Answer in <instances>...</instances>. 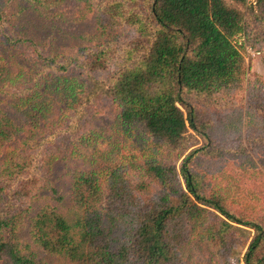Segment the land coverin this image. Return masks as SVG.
<instances>
[{
	"label": "trees",
	"instance_id": "obj_1",
	"mask_svg": "<svg viewBox=\"0 0 264 264\" xmlns=\"http://www.w3.org/2000/svg\"><path fill=\"white\" fill-rule=\"evenodd\" d=\"M233 1L242 7L231 0H152L148 15L127 16L142 27L132 42L141 46H126L139 50L135 56L115 36L103 42L92 33L69 56L35 38L29 55L7 38L0 41V264H189L194 236L221 248L233 241L230 230L241 226L254 236L235 264H264V223L228 207L221 189L207 192L203 176L190 169L202 148L191 150L180 170L154 157L144 165L125 161L115 148L118 132L134 130L172 152L186 148L195 134L208 138L207 125L184 95L226 94L232 103L247 68L235 35L245 33L259 50L264 46L252 23L264 26V0ZM19 34L27 42L26 31ZM256 81L249 95L256 104L246 121L251 141L264 144V81ZM99 93L115 106L113 131L106 135L98 125L77 131ZM62 131L73 134L65 155L53 146ZM76 157L83 162L72 171L70 196L42 202L59 192L57 161ZM157 183L169 191L150 194ZM213 210L222 215L219 221L210 219ZM234 252L217 253L228 263Z\"/></svg>",
	"mask_w": 264,
	"mask_h": 264
},
{
	"label": "rangeland",
	"instance_id": "obj_2",
	"mask_svg": "<svg viewBox=\"0 0 264 264\" xmlns=\"http://www.w3.org/2000/svg\"><path fill=\"white\" fill-rule=\"evenodd\" d=\"M151 2L152 0H0V41L7 38L8 44L26 55L35 48L34 44H30L35 38L44 42L43 46L49 47L50 44L58 47L59 51H66L63 55L69 56L80 47L79 45L89 43V33L97 37L95 40L103 42L115 36L119 47H140L141 44L132 42L142 27L139 28L138 24L132 25L127 16L140 18L142 13L148 15ZM120 4V9L113 6ZM241 5L236 4L237 7ZM107 6H110L108 10ZM245 9L246 7H243V10ZM105 10L110 14L105 16ZM118 10L122 11L121 17L117 15ZM124 10L126 14H123ZM113 14L115 17L109 16ZM246 15L245 12L244 16ZM250 18L253 20L252 15ZM99 21L104 25L99 26ZM150 21L147 26L152 28L155 25L154 20L151 18ZM252 23L258 26L259 34L264 35L261 22L253 20ZM25 31L27 42L23 43L19 40V33L25 34ZM234 42L244 54L247 67L243 89L234 95V101L230 103L231 98L226 94L211 97H201L196 93L184 95L197 108L200 122L207 125L208 138L204 140L203 136L195 134L186 148L172 152L162 147L149 134L134 130L130 134L118 132L115 148L123 154L125 161L132 160L144 165L147 159L154 157L157 161L175 166L177 170H180L184 158L191 150L202 148L191 162L190 169L203 176L206 191L210 193L213 189H221L228 207L246 211L264 223V144H254V141H251V132L246 121L247 110L256 104V101H249L250 91H257L255 86L258 84V77L264 81V46L262 50L256 48L249 43L245 33L235 35ZM36 47L39 45L36 44ZM129 48L126 47V50L132 51L133 56L139 51ZM121 57H117L118 62ZM76 71H79V68ZM97 77L104 80L107 78L103 73H99ZM99 95L93 107L88 109V115L80 119V128L77 131L82 133L92 129L94 125L103 127L107 131L106 135L113 131V123L117 120L115 106L105 93ZM72 135L70 131H62L53 138V146L62 151V155L73 145ZM104 146L107 144L101 145V149H104ZM82 162L79 157L71 161L69 158L57 161L54 174L59 192L53 194V198L42 199V202L44 200V203H55L60 196H70L72 171ZM165 190L169 191L157 183L149 193L162 194ZM139 196L143 197V194ZM169 199L171 202L176 199L175 193L170 192ZM221 217L220 213L213 210L210 219L219 221ZM229 235L233 241L221 248L214 246L217 241L211 244L210 240L204 237L194 236L188 245L192 256L189 264H226L219 253L233 248L235 252L228 258L227 264H235L238 258L244 256L254 236V230L241 226L240 229L232 228ZM215 252H219L217 256ZM51 263L60 264V260L52 259Z\"/></svg>",
	"mask_w": 264,
	"mask_h": 264
}]
</instances>
